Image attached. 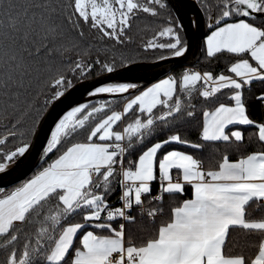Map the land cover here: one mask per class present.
<instances>
[{
  "label": "snow or ice",
  "instance_id": "6c2138e0",
  "mask_svg": "<svg viewBox=\"0 0 264 264\" xmlns=\"http://www.w3.org/2000/svg\"><path fill=\"white\" fill-rule=\"evenodd\" d=\"M168 10L169 0H0V264H264V214L253 215L264 213V120L247 95L264 84V0H200L208 32L190 19L193 39L206 58L228 57L223 70L185 69L142 90L110 80L81 93L108 99L56 111L73 80L133 65L122 49L134 21ZM184 27L170 14L141 47L182 57ZM255 100L264 106V91ZM193 122L195 141L179 130Z\"/></svg>",
  "mask_w": 264,
  "mask_h": 264
},
{
  "label": "water",
  "instance_id": "95a60500",
  "mask_svg": "<svg viewBox=\"0 0 264 264\" xmlns=\"http://www.w3.org/2000/svg\"><path fill=\"white\" fill-rule=\"evenodd\" d=\"M169 6L174 12L176 18L180 19L183 23L184 39L189 44V50L182 57L169 58L165 60H155V61H138L133 65H129L127 68H117L114 73H102L97 76H93L87 79L80 80L74 83V90L70 89L73 95L69 98V101H65L64 104L57 108V112L60 108L65 107L70 101H97L100 99L108 98L104 95L89 97L84 93V89L91 90V87L96 84L109 82L110 80L119 81L124 78H131L132 82L140 84L143 87L148 86L152 82L164 77L171 73L174 69L180 66H195L196 63L201 59L203 55V47L199 40L193 39V32L195 30V25H189L190 19H196L199 23L201 30L204 33L208 32L206 26V19L204 13L200 9V6L196 0H169ZM129 69H134L130 71ZM63 99V98H62ZM51 111V110H50ZM56 115V112H52L50 116L46 118L43 122V129L40 134V139L36 142V149H39L40 143L43 141V137L46 135L47 130L51 124L52 118ZM36 149L33 151L35 152ZM39 161L33 158V164H38ZM27 174V170H26Z\"/></svg>",
  "mask_w": 264,
  "mask_h": 264
},
{
  "label": "trees",
  "instance_id": "16d2710c",
  "mask_svg": "<svg viewBox=\"0 0 264 264\" xmlns=\"http://www.w3.org/2000/svg\"><path fill=\"white\" fill-rule=\"evenodd\" d=\"M196 1L198 2L199 6H200V0H196ZM210 2L214 3L215 0H210ZM170 14L172 17L176 18V16L174 15V12L170 8V6H169V10L168 11H162L159 17H149L147 14H141L140 18L135 20L133 23V29H132L131 34L133 35L134 42L132 44L128 45L126 48L122 49L124 51L125 55L132 56L135 62H138V61H155V60H158L157 59L158 56L167 55V53L161 49L144 50L141 47V44H142V42L147 41L148 39H150L152 37V35L165 23L166 19L169 17ZM204 16H205V14H204ZM205 19H206V17H205ZM96 35H97V33L89 32L86 29V36H87L89 41L95 43V41L93 40V37H95ZM167 39L168 38H160L157 42L164 43L167 41ZM68 55H71L73 58H75L74 53H69ZM91 55H92V57H95L97 55L95 48L92 50ZM99 55H101V57L104 58L106 54L103 51H101L99 53ZM111 55L112 54L110 52L107 53L108 58H110ZM227 63H228V57L221 56L218 58L209 59V58H206L204 50H203V55H202L201 59L196 63L195 67L199 71L213 70L215 72H219L225 68V65ZM183 71H184V66H180V67H177L176 69H174L172 71V74L179 76L182 74ZM102 73H105V72H99V68L97 67V70L92 72L88 78L93 77V76H97V75L102 74ZM76 82H78V81L73 80V84ZM261 91H264V84H262L260 82H255L252 85L251 92L247 93V95L249 96V99L251 101L250 106H251L252 116H253V118H255L257 120H264V106H262L259 102H257L255 100V96H258ZM105 99H108V98H105ZM101 100H104V99H100L97 101H101ZM193 103H197V100L195 98L193 100ZM197 108L198 109L200 108L199 103H197ZM128 119H131V117H128ZM199 119H200V115L198 112V120ZM186 128L188 130L185 133ZM179 130L182 132V134H186L189 139H191L193 141H195L197 139L198 132L195 130V122H193L192 125L182 126ZM248 131H254V129H249ZM246 135H247V133H246ZM171 147H177V148H179V150H187V149H184L183 147L178 146V145H172ZM217 147H219L221 150H223V145H218ZM258 147H259L258 144L253 143V145L251 147H248L247 150H249V151L255 150ZM200 155H203L206 158H210L212 156V149L208 148L203 153H201ZM127 159L135 160L136 155L133 154L131 157L126 158V162H127ZM157 187H158V185L154 184V190ZM116 195H118V193L114 194L111 197V199L115 200ZM262 214H264V213H262L259 210H255V205H253V215L256 217H259ZM242 236H243V234H240L239 236H237V234H234V239H237L241 243H244ZM252 239L255 240L256 238L253 237ZM2 258H3V254L0 253V259H2Z\"/></svg>",
  "mask_w": 264,
  "mask_h": 264
},
{
  "label": "built area",
  "instance_id": "2783aa9c",
  "mask_svg": "<svg viewBox=\"0 0 264 264\" xmlns=\"http://www.w3.org/2000/svg\"><path fill=\"white\" fill-rule=\"evenodd\" d=\"M185 69H195V70H197L195 66H184V70ZM262 203H264V202H262Z\"/></svg>",
  "mask_w": 264,
  "mask_h": 264
},
{
  "label": "rangeland",
  "instance_id": "374dc122",
  "mask_svg": "<svg viewBox=\"0 0 264 264\" xmlns=\"http://www.w3.org/2000/svg\"><path fill=\"white\" fill-rule=\"evenodd\" d=\"M175 15V14H174ZM182 37L184 38V36H183V34H182ZM166 42H168V39H167V41ZM172 73V72H171ZM170 74V73H169ZM165 76H167V75H165ZM164 76V77H165ZM164 77H162V78H164ZM161 79V78H160ZM155 82V81H154ZM142 90V89H141Z\"/></svg>",
  "mask_w": 264,
  "mask_h": 264
},
{
  "label": "crops",
  "instance_id": "0c3cea01",
  "mask_svg": "<svg viewBox=\"0 0 264 264\" xmlns=\"http://www.w3.org/2000/svg\"><path fill=\"white\" fill-rule=\"evenodd\" d=\"M199 71V70H198ZM170 74H172V73H170ZM169 75V74H168ZM153 83V82H152ZM150 85V84H149Z\"/></svg>",
  "mask_w": 264,
  "mask_h": 264
}]
</instances>
